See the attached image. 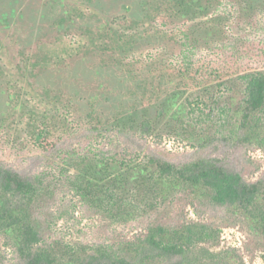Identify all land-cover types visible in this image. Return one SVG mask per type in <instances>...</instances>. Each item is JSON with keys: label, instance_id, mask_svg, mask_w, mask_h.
<instances>
[{"label": "rangeland", "instance_id": "1", "mask_svg": "<svg viewBox=\"0 0 264 264\" xmlns=\"http://www.w3.org/2000/svg\"><path fill=\"white\" fill-rule=\"evenodd\" d=\"M0 0V158L50 190L33 209L43 245L91 250L144 238L153 224H207L213 236L156 264H264V229L250 213L181 196L161 213L114 219L66 183L71 155L147 152L175 163L214 159L264 179V132L251 143L177 132L187 110L183 57L264 69V0ZM163 111V116L159 113ZM69 132L53 150L28 144L31 114ZM0 232V264H26Z\"/></svg>", "mask_w": 264, "mask_h": 264}, {"label": "trees", "instance_id": "2", "mask_svg": "<svg viewBox=\"0 0 264 264\" xmlns=\"http://www.w3.org/2000/svg\"><path fill=\"white\" fill-rule=\"evenodd\" d=\"M210 6L207 0L204 9ZM181 56L177 88L185 96L187 110L173 118L177 132L199 133L202 145L215 140L247 144L264 132V69L203 66L188 54ZM28 122V144L36 150L55 149L69 132L43 114H31ZM4 123H0V134ZM67 162L71 170L66 183L71 190L111 218L130 220L161 213L185 193L213 206L250 213L264 229V179L248 182L217 160L175 163L147 152L116 157L90 151L71 155ZM49 190L43 178H25L0 158V232L15 235L26 264H156L183 257L214 234L207 224L158 223L150 226L144 238L118 246L100 244L85 250L43 245L33 209Z\"/></svg>", "mask_w": 264, "mask_h": 264}]
</instances>
